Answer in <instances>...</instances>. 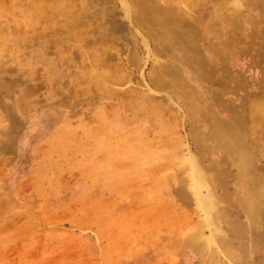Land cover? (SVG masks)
Here are the masks:
<instances>
[{
	"label": "rangeland",
	"instance_id": "obj_1",
	"mask_svg": "<svg viewBox=\"0 0 264 264\" xmlns=\"http://www.w3.org/2000/svg\"><path fill=\"white\" fill-rule=\"evenodd\" d=\"M0 264H264V0H0Z\"/></svg>",
	"mask_w": 264,
	"mask_h": 264
},
{
	"label": "bare ground",
	"instance_id": "obj_2",
	"mask_svg": "<svg viewBox=\"0 0 264 264\" xmlns=\"http://www.w3.org/2000/svg\"><path fill=\"white\" fill-rule=\"evenodd\" d=\"M33 2H36V1H33ZM238 2L236 1V4H237ZM240 3V2H239ZM51 5V4H50ZM42 6V5H41ZM55 6V5H54ZM216 6V5H215ZM51 7V6H50ZM76 7V6H75ZM42 8H43V6H42ZM70 8V7H69ZM73 8V7H72ZM185 8V7H184ZM69 11V10H68ZM71 11V10H70ZM67 12V11H66ZM123 26V25H122ZM42 37V36H41ZM49 41V40H48ZM147 152V151H146ZM192 171V170H191ZM207 198V197H206ZM210 200V199H209ZM210 202V201H209ZM219 229H221V228H219Z\"/></svg>",
	"mask_w": 264,
	"mask_h": 264
}]
</instances>
